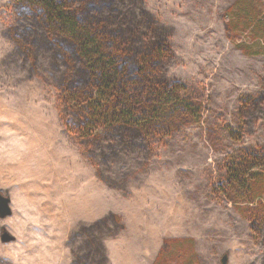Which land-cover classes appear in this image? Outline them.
<instances>
[{
  "label": "rangeland",
  "instance_id": "374dc122",
  "mask_svg": "<svg viewBox=\"0 0 264 264\" xmlns=\"http://www.w3.org/2000/svg\"><path fill=\"white\" fill-rule=\"evenodd\" d=\"M142 1L166 28L173 56L164 79L182 85L200 119L175 122L149 140V158L128 162L115 181L99 165L96 144L78 134L80 114L45 72L0 80V192L11 209L0 216V264H83L80 226L106 214L113 230L104 231L102 264H264V217L218 192L228 165L264 153V117L244 125L241 116L264 94V27L253 38L258 30L246 28L245 15L264 18V0ZM229 8L237 15L227 28ZM15 18L14 0H0V62L15 47L7 37ZM259 190L263 203L257 189L251 211L264 209Z\"/></svg>",
  "mask_w": 264,
  "mask_h": 264
},
{
  "label": "trees",
  "instance_id": "16d2710c",
  "mask_svg": "<svg viewBox=\"0 0 264 264\" xmlns=\"http://www.w3.org/2000/svg\"><path fill=\"white\" fill-rule=\"evenodd\" d=\"M14 4L16 18L7 37L15 47L0 62V80L45 72L62 89L63 102L80 114L78 134L96 144L103 164L99 165L113 180L122 181L128 162L135 166L149 158L151 139L171 132L173 123L200 119L199 106L182 85L164 79L173 53L164 41L166 28L150 18L142 0H14ZM231 10L225 12L227 28L237 15ZM245 15L246 28L258 30L252 34L258 37L264 18ZM250 100L241 110L244 125L264 117V94ZM102 130L105 134L98 135ZM230 133L234 139L241 136ZM263 174L264 153L244 154L227 166V181L218 192L224 188L235 202L248 204L243 211L261 220L264 209L250 208L257 203V189V201L263 200L259 192L264 188ZM111 216L80 226L76 247L83 264H102L107 258L104 231L113 230Z\"/></svg>",
  "mask_w": 264,
  "mask_h": 264
},
{
  "label": "water",
  "instance_id": "95a60500",
  "mask_svg": "<svg viewBox=\"0 0 264 264\" xmlns=\"http://www.w3.org/2000/svg\"><path fill=\"white\" fill-rule=\"evenodd\" d=\"M10 212H11L10 197L0 192V216L3 217L5 215L10 214ZM2 237L5 240L11 239V236L6 231H3ZM225 261H226V254L222 256V262L224 263Z\"/></svg>",
  "mask_w": 264,
  "mask_h": 264
}]
</instances>
